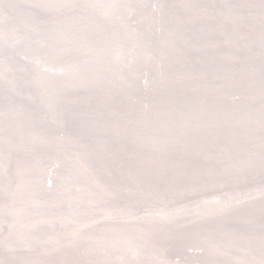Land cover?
Wrapping results in <instances>:
<instances>
[{"label":"water","instance_id":"obj_1","mask_svg":"<svg viewBox=\"0 0 264 264\" xmlns=\"http://www.w3.org/2000/svg\"><path fill=\"white\" fill-rule=\"evenodd\" d=\"M77 1L135 39L125 67L69 53L58 0H0L44 27H22L38 55L0 48L26 64L0 74L22 102L0 115V264H264V0H128L120 29Z\"/></svg>","mask_w":264,"mask_h":264},{"label":"bare ground","instance_id":"obj_2","mask_svg":"<svg viewBox=\"0 0 264 264\" xmlns=\"http://www.w3.org/2000/svg\"><path fill=\"white\" fill-rule=\"evenodd\" d=\"M99 1V0H98ZM104 5L108 7V11L113 12L114 15L120 17L114 21L116 22V28L119 29L128 23L124 22L127 13L133 12L135 7L130 6L128 0H100ZM110 3V4H109ZM54 5H57L60 9L58 12H68L72 13L71 22L67 25L71 29V32L68 31V28L52 30L50 33L54 36L56 35L64 44L71 45V49L69 53L71 54H89V51H92L93 55L101 56L105 52H110L113 55H116V64L117 69L119 67H125L127 62L130 60V55H126L127 51L132 49L134 44L136 43L135 39H133L130 43H123L118 36V33L108 35L107 34H99L95 35L92 28L90 27L92 24V20L90 19V15L85 14L80 6L78 5L77 0H58V2ZM110 5H113L112 7ZM27 14L30 16V20H23V16L21 14ZM116 17V16H115ZM9 19L13 20L16 25H13ZM77 19L79 20H88V23H83L76 26L75 24ZM18 24H21L17 26ZM22 27L26 28V30L33 31H41L44 30L42 26L41 19L37 18L33 14V12H29L25 6H20L15 8L14 6H5L0 3V48H2L3 44L9 43L13 46L12 50L19 49L22 51V56L25 54H33L38 55L41 48L40 35L37 33L28 34L27 31L23 30ZM73 31H77L79 35L83 37H87L90 43H84L81 37L76 36ZM30 32V31H29ZM86 38V39H87ZM95 38V40H91ZM134 38H137L134 33ZM172 39V38H171ZM173 40V39H172ZM183 49L182 46L169 42L166 44L165 51L168 52H178ZM92 56V55H91ZM95 56H93L95 58ZM114 57V56H113ZM94 66L89 67H101L99 64H93ZM109 66V65H108ZM16 67H26V64L22 57H16L15 53H0V74H6L7 71ZM107 67V66H104ZM18 69V68H16ZM99 70L98 68L93 69L91 72H95ZM107 68L104 70V73L108 72ZM90 72V73H91ZM10 79V78H8ZM13 100L11 103L9 101ZM21 101L16 100L9 91L6 89L0 88V115H7V108L9 104L14 105L11 108V111H15L17 106L21 105ZM22 209V208H20ZM63 210V209H62Z\"/></svg>","mask_w":264,"mask_h":264}]
</instances>
